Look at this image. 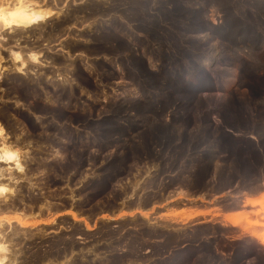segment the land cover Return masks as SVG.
<instances>
[{"label": "rangeland", "instance_id": "1", "mask_svg": "<svg viewBox=\"0 0 264 264\" xmlns=\"http://www.w3.org/2000/svg\"><path fill=\"white\" fill-rule=\"evenodd\" d=\"M57 5L68 13L17 32L24 49L41 52L31 72L10 67L3 46L13 43L11 34L1 50L8 69L0 80V122L29 149L18 199L30 202L28 193L34 199L49 188L47 196H73L72 209L90 216L116 210L136 179L140 204H157L149 220L180 219L164 225L136 213L96 216L87 219L91 228L62 220L70 230L50 238L85 248L57 259L264 264V225L244 229V222L233 225L215 214L233 205L243 208L242 220L264 223V201L250 211L239 204L242 195L264 192V0ZM179 186L197 199L206 192V200L192 205L163 198ZM9 228L4 232L12 244H40L45 235L44 228L13 227L12 237Z\"/></svg>", "mask_w": 264, "mask_h": 264}, {"label": "bare ground", "instance_id": "2", "mask_svg": "<svg viewBox=\"0 0 264 264\" xmlns=\"http://www.w3.org/2000/svg\"><path fill=\"white\" fill-rule=\"evenodd\" d=\"M61 1L62 0H60V2ZM55 4H57V0H0V9H7V12L2 14L4 18H0V80L4 74V69H6L8 67L7 65H4L2 62V61H5V59H6L1 52L3 47L8 49V53H9L8 59L11 61L10 67H12L16 72H19L25 76H26L27 72H31V69H30L31 67L29 66L30 63L33 65V63L38 64V62L41 61V60H39V55L41 53L40 51L34 50L31 47H26L24 49L23 47H25V46L19 44V39L24 35L18 34L17 32L22 31V33H23L25 30L32 29V28L38 26L41 22H45L53 16L59 17L61 15H66L68 13L67 10L63 9L62 7L58 8V5L55 6ZM64 11H66L67 13H63ZM5 19H7L8 23H5ZM3 29H5V31L7 33H9V35H8L9 37H5L4 34L1 33ZM10 34L12 35L11 37L13 38V43L9 44L7 46H3V44L5 45V43H8V39L11 38ZM34 69L35 68H33L32 70H34ZM0 114H1V112H0ZM57 129L59 131H62L63 127L61 128L59 126V127H57ZM12 138L13 139L10 138V134L8 133L6 127L0 122V261H3V264H17L16 256L8 248L9 244H12V242L8 241V239H6L7 238L6 237L7 232H4V226H6V225L10 226L11 225V229L9 228L8 231H10L12 233V237H13V236L17 235V233H18L17 230L13 231V229H12L13 227H20V228H27V229H29L31 227V228L37 229L36 228L37 225H41V224L44 225V223H48V222H51L53 220V215L49 216L47 218H42V217H38L36 219L30 218V216H32V215H35V216L40 215V212L38 210L37 211H33V210L32 211H30V210L29 211H23L21 206L18 208L20 203L23 204V200H22L23 198L21 197L18 199V196L20 195V193H19L20 189L18 188V186H19L18 183L20 181H22L23 178L25 179V177H26L25 175L27 174L26 173V163L24 162V160H26V153L29 149H27L26 147L20 146L18 144V141H17L18 136L13 135ZM57 140H59V139H57ZM55 149H56L55 152L59 153L57 151V148H55ZM138 181H141V180L135 179V181L133 182V187H131V189H129V191L124 192V194H123L124 196L122 197V199L119 200L121 205L120 206L118 205L119 207L116 209V211L114 210L115 212L111 213V212L105 211L102 208L103 209L102 211H99L96 213L97 216L103 218L104 220H109V219L122 218L124 216H133L136 213V214H139V216L145 217L149 220L150 218L148 217V215H149L150 211L153 209V204L156 201L149 202L150 204L147 207L142 206V204H140V201L144 198L140 195L137 196V194L134 195V193H136L135 189L139 186L137 183ZM123 186H125V185H123ZM29 187H34L33 182L29 181L28 188ZM117 187H118V185H117ZM170 189L171 190L169 192H167V194L163 195L164 199H166L169 196H171V197L175 196L176 198H178V200H180L182 202H184V200H185V203L187 201H190L191 203L192 202L193 203H199V202L201 203V201L206 200V196H205L206 192L202 193L201 195H196L197 197L199 196L197 199V198H194L189 193L190 190L186 191L185 189L181 188L180 186L178 188H176L175 190H172L171 187H170ZM142 190H144V189H142ZM122 191H124V190H122ZM149 192H151V191H149ZM138 194H140V192ZM28 196H29V199L31 200L30 202L34 203L35 200L30 197L33 195L28 193ZM141 197H142V199H141ZM132 198H134V199H132ZM243 198H244L242 200L244 203V204H242L243 206L246 204L253 205L255 203L262 206V203L264 201V194H262L260 198L251 197L249 195H244ZM129 199H132V200H129ZM66 200H65V202H66ZM208 200H210V199H208ZM17 201H19V204L17 203ZM48 201H50V200H48ZM147 202H148V200H147ZM55 203L57 204V202H55ZM193 203H192V205H193ZM154 205H157V204H154ZM111 209H113V208H111ZM65 211L67 213H69L73 219L81 221L85 228H91V225L93 223H89L86 216L78 214L75 210L70 209V208H66ZM55 214H57V213H55ZM215 214H219V213H215ZM242 214H245V212L241 210V211H238L234 215H229V214L226 215L225 214L223 216L225 217L226 221H228L229 223H231L233 225L238 224L239 222L240 223L244 222L245 223V225H243L244 229H247L249 226H252L253 224L264 225V223L257 222V220L251 221L249 219V217H247L246 215H245L246 217H244L245 219L242 220ZM91 215H92V213H91ZM119 220H121V219H119ZM159 220H160L159 218L158 219L151 218V220H149L147 222H149V223L155 222L156 224H164V225L167 224L168 225L169 222H176L180 219H174V218L163 219L162 223L160 222L161 220L160 221ZM181 221H182V219H181ZM151 227H152V225H151ZM155 227H156V225H155ZM39 228H44V227H39ZM159 232H161V231H159ZM60 264H62V263H60Z\"/></svg>", "mask_w": 264, "mask_h": 264}, {"label": "flooded vegetation", "instance_id": "3", "mask_svg": "<svg viewBox=\"0 0 264 264\" xmlns=\"http://www.w3.org/2000/svg\"><path fill=\"white\" fill-rule=\"evenodd\" d=\"M48 124L50 125V122H48ZM53 136L58 137L59 139H63L62 136L58 134H55ZM47 179L51 180L52 177L50 175H47ZM48 190L49 188L40 190L39 192L41 194L37 195V197L35 196L34 203L28 202V201H23V204L20 203L21 205L18 203L19 204L18 208L21 206L23 211H29V210L37 211L38 210L40 212L41 217L47 218L53 215V220L51 222H48L49 224L44 223L43 227L45 230L43 233L45 235H43V241L40 244H20V243L9 244L8 248L10 249V251L14 252V255L16 256V259H17V264H28V263L29 264L30 263L32 264H60V262L62 263V261L65 263V260L67 259L65 260L57 259L56 256L63 255L61 252L73 251V250L75 251V250H81V249L83 250L85 248L84 246L83 247L79 246V244L76 247H73L72 246L73 244H70V243H67V244L58 243L56 242V239L58 237L50 238L59 229L61 230L63 229L65 231L69 229V224H66V225L61 224L62 220H66L70 223H77L78 220L73 219L70 216V214L65 211L66 208L72 209L74 197L69 196V195L58 196V197L51 196V195L47 196ZM36 198H39V199H36ZM55 202H57V204ZM77 213L79 214V212ZM96 216H97L96 214H92L90 216L86 215L87 219H91V221ZM81 224L83 223L81 222ZM50 226H53V227L55 226V228H50ZM69 234L71 233H64L61 237L63 238L64 236L68 238ZM72 236L73 238H77L76 234H72ZM19 251L21 252V254H19ZM29 252H34V253L29 254ZM53 257H56V258H53Z\"/></svg>", "mask_w": 264, "mask_h": 264}, {"label": "crops", "instance_id": "4", "mask_svg": "<svg viewBox=\"0 0 264 264\" xmlns=\"http://www.w3.org/2000/svg\"><path fill=\"white\" fill-rule=\"evenodd\" d=\"M261 192H263V190L262 191H259V190H253V191H251V192H249V193H247L246 195H249V196H251V197H255V198H259L258 196L260 195V193ZM244 197V195H242L241 197H240V200H241V202L239 203L240 205H242V204H244L243 203V198ZM246 205H248V204H246ZM250 206H252V205H248V207H249V209H245V210H247V211H250V210H255V209H251V207ZM257 208V207H256ZM243 210V208H238V207H235V206H233V205H226V206H223L221 209H220V213H221V215H218L217 214V217H218V219H221L222 218V216L223 215H228V214H234V213H236V212H238V211H240V210ZM116 211V210H115ZM114 210H111V213L112 212H115ZM109 212H110V210H109ZM38 217H41L40 215H38V216H35V215H32V216H30V218H38ZM43 218V217H42ZM44 225H37V227L36 228H39V227H43ZM31 228V227H30ZM35 229V228H34Z\"/></svg>", "mask_w": 264, "mask_h": 264}, {"label": "clouds", "instance_id": "5", "mask_svg": "<svg viewBox=\"0 0 264 264\" xmlns=\"http://www.w3.org/2000/svg\"><path fill=\"white\" fill-rule=\"evenodd\" d=\"M6 12L7 9H0V18H4L2 14ZM5 23H8L7 19H5ZM0 264H3V261H0Z\"/></svg>", "mask_w": 264, "mask_h": 264}]
</instances>
